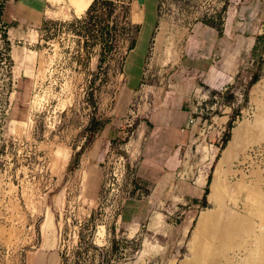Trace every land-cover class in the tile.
<instances>
[{"label": "rangeland", "instance_id": "obj_1", "mask_svg": "<svg viewBox=\"0 0 264 264\" xmlns=\"http://www.w3.org/2000/svg\"><path fill=\"white\" fill-rule=\"evenodd\" d=\"M155 3L157 24L145 75L133 94L125 92L122 72L139 32L143 6L138 0H101L90 12L48 21L25 37L16 38L11 30L5 38L0 264H179L190 257L200 212L221 205L259 231L262 223L251 206L256 204L252 193L264 196V0ZM236 22H241L237 28ZM159 31L162 42L153 50ZM242 32L250 42L234 58L238 72L223 89L232 103L223 122L226 108L213 104L214 95L222 94L206 78L212 59L221 67L226 55L219 50L210 55L208 47L216 35L218 46H224L223 34ZM193 48L201 60L187 55ZM183 62L184 105L196 118L188 128L191 140L176 168L146 177L139 169L137 141L138 121L151 109L153 93L145 89H170ZM113 118L120 129L116 137L103 132ZM239 125V141L222 159ZM217 171L219 200L211 196ZM234 240L215 264H248L253 237L241 231Z\"/></svg>", "mask_w": 264, "mask_h": 264}, {"label": "crops", "instance_id": "obj_2", "mask_svg": "<svg viewBox=\"0 0 264 264\" xmlns=\"http://www.w3.org/2000/svg\"><path fill=\"white\" fill-rule=\"evenodd\" d=\"M88 1L91 4L93 0ZM5 2L3 18L8 23L9 33L11 34L12 30L16 38L27 35L28 30L39 31V28L48 21L67 20L74 13L75 7L73 0H5ZM138 2L139 5L143 6V12L139 19V32L126 55L122 72L124 89L128 94H133L142 86L150 39L157 24L155 17L156 1L138 0ZM88 6L85 10L88 9ZM240 23L236 22V28L240 26ZM218 38L216 35L210 41L208 51L212 55L219 50L220 53L226 55V62L219 67L217 62L212 63V59L210 67L207 68L209 75L206 80L213 90L220 91L222 94L220 98L214 95L215 102L213 104H220L226 108L220 117L223 122H226L232 103L231 100L228 101L227 92L224 93L223 89L226 91L228 86H231L233 76L238 72L233 60L239 58L244 50L247 51V45L244 46V43H249L250 38L245 36L243 32L223 34L221 38L224 46H218ZM191 42L193 43V41ZM194 49H192V55L189 51L187 55L192 60H198L200 54L196 56ZM183 64L184 62L177 67L171 76L168 83L170 89L162 92L148 87L147 93H153L150 103L151 109L142 119L136 118L139 120L137 141L139 142L138 145L141 146L139 169L146 172V177L159 178L161 172L176 168L179 165L181 149L191 140L189 127L186 128L191 110L184 105L187 82L180 79V76L186 75V67ZM113 119L114 124L111 121L104 123L103 132L109 131L116 137L120 133V129L117 126L118 123L115 122L116 119ZM183 127H185L184 130Z\"/></svg>", "mask_w": 264, "mask_h": 264}, {"label": "bare ground", "instance_id": "obj_3", "mask_svg": "<svg viewBox=\"0 0 264 264\" xmlns=\"http://www.w3.org/2000/svg\"><path fill=\"white\" fill-rule=\"evenodd\" d=\"M73 3L75 5L74 13L80 15V13L84 12L86 7L90 4V1H88V0H73ZM164 23L162 20L160 21V25L162 27L165 26ZM162 36L163 35H162L161 31H159L155 35V37H154L155 42L152 45L153 50L157 49V47L160 46V41H161ZM160 53H161V51L159 52V54ZM168 54L170 55L171 53H168ZM16 55L19 56L20 58H22L24 56V52L19 51V52H17ZM257 85H255L253 87V91H255V92H256V87H258ZM145 90L147 92L149 91V89H145ZM257 90H259V89L257 88ZM241 131H242L241 125L236 126L233 129V135H232L233 137H232L230 143L225 148V151L223 150V156H222L223 158L222 159H224L225 157H228L234 142L236 140L239 141V139H236V138H238V136L241 135ZM224 163H226V162H224ZM186 165H187V163H186ZM221 168H219V169H221ZM222 169H224V168H222ZM220 171L219 172L217 171L218 172L217 174L214 172L215 176L213 178L212 185H211L212 186L211 196L214 197L215 199H218V200L221 199L220 187L222 186V184L220 183L221 180H220V176H219ZM223 172L224 171H222L221 173H223ZM253 191L256 192L255 190H253ZM252 195L255 198V202H253L254 199H253V201L251 200L252 199L251 197H250L251 199L249 198V196H248V198L250 199V201H252V204L253 203H256V204L251 206V207H255V213L258 216V218L260 219L259 221L262 223V225H259L260 227H259L258 232H255L256 225H255V227H253L252 222H250V221L248 222L245 220L241 221V217L243 218V216H241L239 219V217L237 216L238 214H235L236 213L235 211L234 212L224 211V209L221 208L222 205L220 207L217 206L214 209L202 210L198 216L197 223L195 225V229H194V232L192 235V241H191L192 246L190 249L191 250L190 257H188L184 260H181L179 264H215L214 262L217 259V256L219 254H223L224 250L227 251L230 248H233V245H235V243H236L234 240L236 237V234H238L241 231L244 234L249 235L250 237L252 236L254 239V247L252 248V250L249 253L248 264H264V196L262 195L261 197H258L259 195L258 194L256 195L255 193H252ZM218 204H221V202ZM251 212H252V210H251ZM222 214H224V217L222 216ZM251 214H253V216H254L253 212ZM160 218H161V216H160ZM45 224H47V223H45ZM46 226H45L46 228H49L48 225H46ZM49 226L51 228V225H49ZM101 229H103V228L101 227ZM239 238H238V240H239ZM242 238H244V237H242ZM237 242L240 243V241H237ZM228 252H230V251H227L226 253H228ZM224 257L225 256H223V257L221 256L220 259H222ZM226 257H225V259H226ZM221 262H223V261H221Z\"/></svg>", "mask_w": 264, "mask_h": 264}, {"label": "built area", "instance_id": "obj_4", "mask_svg": "<svg viewBox=\"0 0 264 264\" xmlns=\"http://www.w3.org/2000/svg\"><path fill=\"white\" fill-rule=\"evenodd\" d=\"M5 0H0V49L4 46L5 38L9 36V27L3 18V12L5 10ZM9 38V37H8ZM196 123V118L193 116L188 119V128L189 126H194ZM183 130L185 127L182 128Z\"/></svg>", "mask_w": 264, "mask_h": 264}, {"label": "trees", "instance_id": "obj_5", "mask_svg": "<svg viewBox=\"0 0 264 264\" xmlns=\"http://www.w3.org/2000/svg\"><path fill=\"white\" fill-rule=\"evenodd\" d=\"M99 2H101V0H93L87 9V12H90L91 10H93ZM230 126H231V123H228V127H230ZM225 139H227V137H225ZM207 191H208V189L206 188L205 192H204V196H206Z\"/></svg>", "mask_w": 264, "mask_h": 264}]
</instances>
